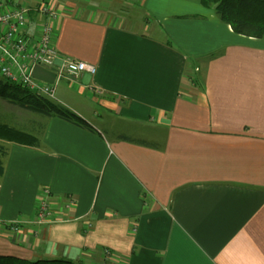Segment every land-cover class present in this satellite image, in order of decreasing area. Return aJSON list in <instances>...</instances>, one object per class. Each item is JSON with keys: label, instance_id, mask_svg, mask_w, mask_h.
<instances>
[{"label": "crops", "instance_id": "crops-1", "mask_svg": "<svg viewBox=\"0 0 264 264\" xmlns=\"http://www.w3.org/2000/svg\"><path fill=\"white\" fill-rule=\"evenodd\" d=\"M8 1L53 3L58 53L98 72L55 85L92 129L51 118L37 148L7 144L0 254L264 264V38L236 34L201 0H140L139 22L112 0L105 10L97 0ZM45 198L54 213L37 224Z\"/></svg>", "mask_w": 264, "mask_h": 264}, {"label": "built area", "instance_id": "built-area-1", "mask_svg": "<svg viewBox=\"0 0 264 264\" xmlns=\"http://www.w3.org/2000/svg\"><path fill=\"white\" fill-rule=\"evenodd\" d=\"M0 0V76L24 85L46 98L57 100L56 83L61 79L77 78L82 74H97L92 63L70 57H61L56 48V32L60 13L53 3H38L37 11L42 22H31V8L22 4H10ZM61 60V63H57ZM40 66L56 74L54 84H46L33 77L35 67ZM48 196L49 191H45ZM54 211L49 199L45 198L36 210L37 224L46 223ZM18 223H9L18 230Z\"/></svg>", "mask_w": 264, "mask_h": 264}, {"label": "trees", "instance_id": "trees-1", "mask_svg": "<svg viewBox=\"0 0 264 264\" xmlns=\"http://www.w3.org/2000/svg\"><path fill=\"white\" fill-rule=\"evenodd\" d=\"M8 1V0H6ZM17 4L15 2H7ZM205 8L213 9L219 19L232 27L233 31L244 37L264 38V0H201ZM38 7V5H37ZM37 8H32L31 21L34 19ZM33 17V19H32ZM0 101L9 106L19 108L38 117L37 123H31L29 128H21L4 123L0 120V180L6 171V159L9 156L7 144H19L37 148L41 144V134L51 118L63 119L69 123L84 128H91L76 113L68 110L51 98H46L33 92L30 88L9 81L0 76ZM11 227V226H9ZM0 264H77L64 259L33 260L12 255H0Z\"/></svg>", "mask_w": 264, "mask_h": 264}, {"label": "rangeland", "instance_id": "rangeland-1", "mask_svg": "<svg viewBox=\"0 0 264 264\" xmlns=\"http://www.w3.org/2000/svg\"><path fill=\"white\" fill-rule=\"evenodd\" d=\"M26 1H30V0H22L23 3ZM117 1L118 0H112L111 5L114 6L116 4L115 6H117L118 8H121V10L123 8L124 11H127L125 13L126 17L135 16V19H137L139 22V19L142 20L143 16H145V12L143 11L142 7L138 6V4H140V2H139L140 0H123L122 2H120V1L117 2ZM97 3H98L97 7H99L101 10L102 9L105 10V8L110 7V0H107V1L106 0H97ZM121 10L117 9L118 13H116L115 16H119ZM56 97L58 99H60L59 98L60 97L59 91H57ZM57 103H60V102L57 100ZM92 108L94 109V111L96 110L100 115L103 116L102 118L100 117L98 123L94 122L95 125H97V127L99 129L104 131L107 139H109V140L113 139V137L115 135H117V133H112L106 129V125L104 124L105 121H103L105 118V115H104L105 112L102 109H100L101 108L100 106L98 107L96 105H93ZM38 117L36 118L28 112H25V111L23 112L19 108L9 106L5 102L0 101V120L4 123L14 125L17 127H21V128H29L30 126H32L31 123H34V122L37 123V121L39 119ZM115 128L120 130V133H123L122 135H128L133 139L144 138V137H142L144 135L142 134V132H140L141 130H137V128H135V127H130V126H126V125L123 126V124H121V125L118 124ZM4 196L5 195L3 194L2 200H3ZM16 198L18 201H22V203L25 201L24 198L23 199H21V197H16ZM7 201L11 205L16 202V200L14 201L11 198H8ZM4 203H7V202L4 201ZM51 258L52 257H50L49 255H44L41 257L35 256L32 259L33 260H44V259L51 260Z\"/></svg>", "mask_w": 264, "mask_h": 264}, {"label": "water", "instance_id": "water-1", "mask_svg": "<svg viewBox=\"0 0 264 264\" xmlns=\"http://www.w3.org/2000/svg\"><path fill=\"white\" fill-rule=\"evenodd\" d=\"M33 77L46 84H54L56 80V74L50 70H46L40 66L35 67L33 71Z\"/></svg>", "mask_w": 264, "mask_h": 264}]
</instances>
